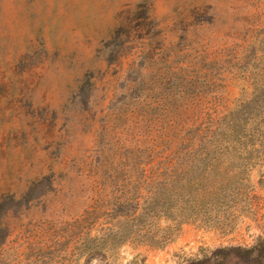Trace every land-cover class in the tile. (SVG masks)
<instances>
[{
	"label": "rangeland",
	"instance_id": "obj_1",
	"mask_svg": "<svg viewBox=\"0 0 264 264\" xmlns=\"http://www.w3.org/2000/svg\"><path fill=\"white\" fill-rule=\"evenodd\" d=\"M0 264H264V0H0Z\"/></svg>",
	"mask_w": 264,
	"mask_h": 264
}]
</instances>
